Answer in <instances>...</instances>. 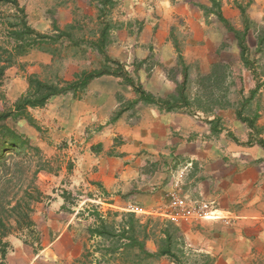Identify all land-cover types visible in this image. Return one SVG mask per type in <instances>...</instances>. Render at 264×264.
Masks as SVG:
<instances>
[{
    "label": "crops",
    "instance_id": "1",
    "mask_svg": "<svg viewBox=\"0 0 264 264\" xmlns=\"http://www.w3.org/2000/svg\"><path fill=\"white\" fill-rule=\"evenodd\" d=\"M222 2L224 16L239 30H244V22L238 5L246 8L253 27L256 24L248 33V46L257 49L255 37L259 30H264V0ZM196 5L210 7L211 3L187 0L177 11L190 28L183 52L190 70L195 64L200 73L208 74L212 64L225 62V57L232 54L238 63L232 69L242 68L246 86L254 88L250 71L239 65L240 49L234 35L215 21L214 15L205 16ZM169 20L172 21L171 16ZM169 34L148 25L141 36L143 45L153 44L152 51L164 67L175 66L178 59ZM227 36L230 46L222 49ZM133 53L135 57L140 53L139 58L148 54H143L142 49ZM52 59L46 53L32 51L21 58L22 66L9 68L8 98L14 102L24 94L28 89L26 77L41 75ZM126 69L133 77L139 76L146 89L144 69L135 66ZM159 73L155 67L153 85L148 90L164 97L161 84L172 93L173 83L167 79L166 83L157 82ZM65 80L73 81L74 76L66 75ZM258 98L261 106L258 123L264 139V88ZM136 99L133 89L120 78L103 76L90 83L81 100L73 94L55 96L46 107L31 110L42 129H52L54 143H65L70 154L76 152L77 161H72L76 163L77 178L89 185V195L82 196L85 198L82 205L97 204L103 211H132L133 207L143 214L162 215L168 211L170 192L189 200L213 203L218 218L182 221L177 225L186 245L208 257L212 264H264V148L257 143L248 144L252 130L236 118L234 110L221 113L226 129L213 134L211 126L203 124L199 116L162 112L157 106L143 103L127 106ZM123 108L125 112L117 117ZM229 133L238 141L229 137ZM56 197L44 221L37 218L35 221L40 249L18 246L8 264H73L82 256L87 234L77 222L81 220L75 221L76 214L70 211L77 207H70L63 197ZM148 248L157 252L154 241H148ZM170 260L163 257L159 263L172 264Z\"/></svg>",
    "mask_w": 264,
    "mask_h": 264
},
{
    "label": "rangeland",
    "instance_id": "2",
    "mask_svg": "<svg viewBox=\"0 0 264 264\" xmlns=\"http://www.w3.org/2000/svg\"><path fill=\"white\" fill-rule=\"evenodd\" d=\"M117 1V6L109 15V19L114 25H116V28L111 32L112 43L107 49V54L112 59L125 65V68L126 66H135L137 69H144L145 72L143 73V78H147L145 80L147 91H149L148 89L153 85L151 78L154 74L155 67L159 68V72L161 73H159L160 76L157 74V82L162 81L166 83L165 79L172 82L173 93L176 88V84L173 81L175 79V74H177L176 79L180 82L183 81V77L180 73L181 69L178 66V59L175 66L164 67L160 64L156 55L152 51L153 44L150 42L143 45L141 43V36L144 33L145 27L148 25H151L154 30L164 29L170 33L169 39L172 40L173 45L177 40L183 54L184 42L186 41L185 37L190 28L185 22V18L178 14L177 11L178 9H182V5H184L187 0ZM19 2L21 7L25 8L29 25L39 32L54 34L53 24L56 21L61 29H65L68 25L74 24L76 26L74 34L78 39L84 38L85 41L95 39L94 32L99 28L98 2L96 0H19ZM16 15L17 11L11 5L0 6V67L6 64L5 61L8 57V54H6L4 49L10 51L14 46L13 40L9 38L6 23L8 21H16ZM170 16L172 20L171 22L169 20ZM215 21L217 20L215 19ZM209 24L211 23H208V25ZM253 28H256V24ZM228 33L231 32L228 31ZM261 36H264V30L262 29L259 30L258 35L255 37L258 44ZM234 39L236 40L235 37ZM225 40L226 42L222 43V49L226 46H230V37L227 36ZM252 42L254 43L255 41L253 40ZM55 48L57 49V55L54 58L52 57V63L44 67L42 74L38 75L43 80L56 81L58 78L65 80L66 75L74 76L76 73L83 70L97 69L104 63V58L100 57L97 53L87 50L88 48L85 46H82V48H75L66 40H63V42L52 47V49ZM140 49L143 50V54L148 52L145 58H139L142 57L140 53L138 57H135L134 53L132 54V52L139 51ZM32 51L45 53L40 50ZM32 51L26 56L32 53ZM248 57L251 63H253V66L250 68H247L242 62L240 53L238 62L241 67L250 71V78L253 81L254 88L250 89L248 88V85L246 86V77L243 76L242 68L241 71L232 69V66L234 67V64L236 65L238 63H236V59L233 60L232 54H228V56L225 57L227 58L225 62L219 60L214 63L225 64L229 67L227 80L219 86V90H215V93L217 96L225 95L231 106H227L226 108L216 107L213 115H204L195 108H184L180 113H184L191 117L199 116L201 118L200 121L206 125H210L209 121L213 120L214 115H216L222 118L221 124L224 125L226 121L224 120V117L221 116L222 112L230 110L236 111L241 103L249 98L250 92L254 90L257 85H261L260 90L264 88V44L262 51L261 48H259V45L257 49H250ZM21 58L22 57H16L14 59V66L23 65ZM214 64H212V67ZM174 69H176L177 72L172 74L171 71ZM191 70L189 72L190 77L187 90L189 96L192 99H195L203 94L199 81L209 73H200L195 64L192 65ZM7 71L8 69L6 72ZM6 72L5 77L1 79L3 86L0 91V107L4 103V98L10 103H13L8 98L7 94L11 79H8ZM23 76L25 78L24 74ZM134 78L140 83L139 76ZM160 88V92L164 97L171 94L166 86L161 84ZM258 94L259 92L251 102V105L246 109V115L253 114L257 107H260L261 111ZM156 96L161 97L158 94ZM232 99H235L236 101L232 102ZM10 123L17 128L19 132H24L31 139L32 145L38 147L41 152L38 153L37 151L27 149L22 150L20 153H16L14 149L9 148L5 155L0 159V216H3L6 223L11 226L9 229L10 233L7 234V237L4 239V241L8 242L10 246L8 248L6 259L1 261V263L8 264L9 257L14 253V249L18 248V246L28 245L35 250L40 249V242L38 241L37 233L38 228L36 227L37 230H33V232L27 229H20L15 221L16 216H12L9 211L6 212V209H11V207L20 202L23 205V212L29 214L34 221H36V218L40 221H44V218L47 216L48 208L51 207V204L58 198L56 196L64 198V195H69L67 200L64 198L66 205L68 204L70 207L72 205L77 207L74 211L70 210L71 214H76L74 215L76 216L75 221H77V219L81 220L77 222L82 225L80 226L81 229L85 230L87 234L84 253L78 260L73 262V264L95 263L97 259L96 257L102 258V253H104H97L98 249L105 251L104 249L112 247L113 242L95 237L92 238L88 233L87 228L90 226H96V223L98 222V218L94 213L97 211L98 213L105 215L109 225H114L115 223L118 225L122 221L121 215L128 212H134L114 209L103 211L97 204L89 202L82 205L85 201V198L83 199L82 196L89 195V185L80 182L77 178L78 171L76 172L75 163L77 161L76 152L70 154L71 151H69V146L65 143L58 145L54 143V141H52V129L41 128L42 130L38 132L35 131V129H31V127L26 124L23 126L19 125L20 123ZM42 146H46V149L42 148ZM72 159H74L75 162H73ZM28 191L37 198L27 199ZM8 202H10L9 206L7 205ZM28 202L30 203V208L26 207ZM133 209L134 208L131 207V210ZM115 213H119L120 215L116 216ZM136 217L142 222H146L148 219H154L150 228H153L156 231H159L160 229V225L157 226L156 221H159L161 224L164 221H168V219L162 215H148L141 212L136 214ZM184 252L186 256L182 260L183 264H207L205 263L206 259L204 258V255L195 252L192 248L188 247L186 242ZM84 254L87 256L84 257ZM134 257L135 254L133 256H121L119 254L110 253L107 256L109 261L107 260L108 262L104 264H137ZM159 260L160 259L148 260L139 264H160ZM169 264L171 263L169 262ZM172 264L175 263L172 262Z\"/></svg>",
    "mask_w": 264,
    "mask_h": 264
},
{
    "label": "trees",
    "instance_id": "3",
    "mask_svg": "<svg viewBox=\"0 0 264 264\" xmlns=\"http://www.w3.org/2000/svg\"><path fill=\"white\" fill-rule=\"evenodd\" d=\"M98 2V21L99 28L94 32L95 39H89L85 41L84 38L78 39L75 37L74 31L76 26L74 24L68 25L65 29H61L57 22L53 24L54 34H46L37 31L27 21V15L25 8L21 7L19 0H0L1 5H11L17 11L16 21H8L6 23L8 29V35L14 42L13 49L5 52L8 54L6 64L0 67V91L2 88L1 79L5 77L7 69L14 66L16 57L26 56L32 50H40L50 54L53 58L57 55V49H52L55 45L68 41L75 48L87 47V50L97 53L100 57L104 58V63L100 68L93 70H83L74 75L73 81H65L63 79H57L56 81H48L41 79L38 75H29L27 77L28 89L13 103H10L6 98L3 99L4 103L0 107V159L7 149H14L16 153H20L22 150H34L38 153L41 150L38 147L32 145L31 139L24 133L19 132L10 122L20 123L19 125H29L36 131L40 132L42 129L38 125V122L33 117L31 110L42 109L46 107L49 101L55 96L73 94L75 99L81 100L90 83L103 76H114L120 78L122 82L130 86L137 99L129 102L127 106L134 107L139 103L145 105L157 106L160 111L172 113L181 112L184 108H195L204 115H213L216 107L226 108L231 106L227 101L225 95L217 96L215 90H219L221 86L228 78V66L225 64H214L210 73L204 76L199 85L202 87V93L197 98L192 99L188 94V83L190 77V67L186 63L182 54L181 48L177 40L175 41V48L178 54V66L181 69L180 73L183 77V81L180 82L176 79V69L172 70V74H175L173 80L176 84V88L173 93L167 97H158L153 93L147 91L144 86L137 82L130 73L127 72L125 65L121 62L112 59L107 54V49L112 43L111 32L116 28V25L109 19L111 11L117 6V0H96ZM210 7L204 5H196L205 14V16L214 15L216 20L222 23L229 32H231L236 38L238 47L240 49L241 60L247 68L253 66L248 53L250 48L248 46V33L252 29L254 23H252L247 14V10L242 5H238L241 11L244 30L237 29L223 13L222 0H209ZM264 44V36L259 38V48H262ZM261 85L250 92L249 98L241 103L240 107L236 110V116L238 120L246 124L247 127L252 130L248 144L257 143L264 148V139L261 138L263 134V128L258 125L260 119V107L251 115H246V109L251 105V102L255 99L259 92ZM1 93V92H0ZM1 96V95H0ZM125 112V108L121 109L117 117L121 116ZM222 118L214 115V119L209 121L211 131L213 134H220L226 129L222 124ZM229 137L238 141L232 134H228ZM42 170V168H41ZM39 192V191H38ZM66 194V193H65ZM69 196V195H68ZM64 195L67 200L69 198ZM37 198L34 195L27 192V199ZM39 200V199H38ZM10 205V202L7 203ZM26 207L30 208L28 202ZM65 208V206L63 207ZM23 205L18 202L11 209H6V212H11L12 216H16V223L20 229H27L33 232L37 230L35 221L23 212ZM16 213V214H15ZM98 222L96 226L88 227L87 231L92 238H100L104 240L112 241V247L108 249H98L97 253H102V258L96 257V262L93 264H104L109 260L108 254H119L121 256H133L135 254V261L137 264L148 261L158 260L163 257L170 258L175 264H183L182 260L186 254L184 252L185 241L181 230L178 226L170 221H164L162 224L156 221L157 226L160 225L159 231H156L151 227L154 219H148L146 222H142L136 217L135 213H125L122 216V221L117 225H109L106 220V216L97 211L94 213ZM119 216V213H115ZM159 222V223H158ZM10 225L6 223L3 216H0V264L1 261L6 259L9 243L4 241L9 234ZM36 232V231H34ZM38 233V241L40 242V234ZM148 241H154L157 247V252L153 253L148 248ZM32 246V245H31ZM87 255L84 254V257ZM207 264H212L211 260L204 256ZM108 260V261H107Z\"/></svg>",
    "mask_w": 264,
    "mask_h": 264
},
{
    "label": "built area",
    "instance_id": "4",
    "mask_svg": "<svg viewBox=\"0 0 264 264\" xmlns=\"http://www.w3.org/2000/svg\"><path fill=\"white\" fill-rule=\"evenodd\" d=\"M168 196L170 198L168 211L164 212L162 216L175 225L186 220L218 218L213 210V203L189 200L176 192H170ZM132 212L138 214L142 213V210L134 209Z\"/></svg>",
    "mask_w": 264,
    "mask_h": 264
}]
</instances>
